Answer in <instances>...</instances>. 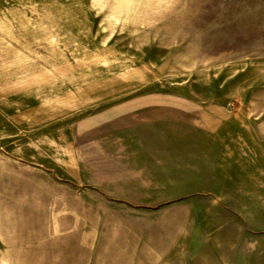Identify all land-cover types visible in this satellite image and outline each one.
Here are the masks:
<instances>
[{
    "label": "rangeland",
    "instance_id": "rangeland-1",
    "mask_svg": "<svg viewBox=\"0 0 264 264\" xmlns=\"http://www.w3.org/2000/svg\"><path fill=\"white\" fill-rule=\"evenodd\" d=\"M70 78L114 79L125 94L144 79L140 92L215 110L216 141L232 143L221 201L238 219L217 259L264 264V0H0V264H127V246L106 237L120 215L115 230L103 223L101 199L59 166L78 106L63 100ZM38 104L55 112L59 167L36 190L19 168L31 176L33 143L47 140L21 118Z\"/></svg>",
    "mask_w": 264,
    "mask_h": 264
},
{
    "label": "crops",
    "instance_id": "crops-1",
    "mask_svg": "<svg viewBox=\"0 0 264 264\" xmlns=\"http://www.w3.org/2000/svg\"><path fill=\"white\" fill-rule=\"evenodd\" d=\"M112 80L88 84L70 78L64 84L69 85L63 99L70 102L67 108L73 100L78 104L63 130L69 135L59 164L65 181L101 199L98 213L113 230L120 215L118 233L106 237L127 246L122 262L222 264L217 256L229 248L238 219L221 201L233 160L224 152L232 150V143L216 141V111L180 95L140 92L149 85L144 79L126 94L116 91ZM51 108L44 113L33 105L21 115L30 119L33 135H48L42 148L39 141L33 143L31 176L19 168L22 182L36 190L41 179L54 181L59 167L50 137L57 132ZM7 172L5 163L0 175Z\"/></svg>",
    "mask_w": 264,
    "mask_h": 264
}]
</instances>
